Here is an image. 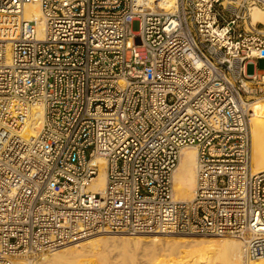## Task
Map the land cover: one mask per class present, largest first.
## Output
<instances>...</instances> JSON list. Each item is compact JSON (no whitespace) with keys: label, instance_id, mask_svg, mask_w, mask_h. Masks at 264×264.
<instances>
[{"label":"built area","instance_id":"built-area-1","mask_svg":"<svg viewBox=\"0 0 264 264\" xmlns=\"http://www.w3.org/2000/svg\"><path fill=\"white\" fill-rule=\"evenodd\" d=\"M33 2L42 36L24 18ZM254 8L264 0H0V264L99 232L238 234L247 259L264 256L250 129L264 69L246 73L264 59ZM25 105L43 110L31 138ZM188 146L194 195L174 200Z\"/></svg>","mask_w":264,"mask_h":264},{"label":"bare ground","instance_id":"bare-ground-1","mask_svg":"<svg viewBox=\"0 0 264 264\" xmlns=\"http://www.w3.org/2000/svg\"><path fill=\"white\" fill-rule=\"evenodd\" d=\"M170 1L173 2V0ZM151 8L154 10H162V11H166L168 9L167 7H164L162 4H157L156 6L152 5ZM250 16H251V22L253 24L255 22L264 23L263 9L260 8L252 9V11L250 12ZM24 18H33L34 20H36L38 23L39 36L43 35L42 33L43 17L39 3L33 2L26 4L24 7ZM24 108L26 109L28 116V121L24 129V137L31 138L32 136H35L40 129L42 123V117H43V110L42 107L38 105L35 106L25 105ZM250 111H251L250 129H251V160H252L251 166H252V172L256 173L264 170V100L263 99L255 100L251 104ZM253 145H255V149H256V155L254 159H253ZM196 158H197V152L195 146H188L180 149L178 164L172 175L174 200H191L193 198L195 185H196V165H197ZM93 162L99 163L98 165L99 170L96 176L94 177V179L92 180V182L89 184V189L92 190L93 192L99 193L105 187V182H106L105 165L102 159H96L93 160ZM235 237H240L242 241L240 240V238L236 240V239H227L225 237H216L213 239L202 238V237L200 238L197 237L193 239H189L186 237L184 238L169 237L165 240H160L158 238L157 239L148 238V240H145L146 242L143 241L144 242L143 243L141 240H139V238L137 239V237L133 239L126 237L117 238L114 236L92 237V238L84 239L82 241L75 242L72 245H68L64 249L52 251L51 253L42 254L39 258L37 259L35 258L36 261H34V263L32 262V264H42V263L72 264L71 262L72 258L81 256L82 254L84 255L85 253L91 254V258L97 257V260L95 258L96 261H98V258H100V260H104V257L106 256L103 254V252L105 253L106 251L108 254H110V252H114V249L119 247H121L122 249L121 252V254L123 255L122 264L128 263L125 257H128L131 260L130 263H133L134 261L132 260L133 259L132 256H134V251L136 250L138 245L151 247L154 256L156 254L157 257L159 256L160 258H162L160 261L157 260L160 263L163 262L162 264H186L187 259H189V257L193 252L196 253L195 256L193 255L192 257L194 261L192 259L191 260L193 262L189 261L190 259L188 260V262H191V264H219V262L217 261H219L221 257L223 258L224 256H225L224 257L225 262H223L224 264H264V256L252 260L247 259L245 257V242H244L245 238L238 234H236ZM130 243L133 245L132 247H130L132 248V250L128 248V246H130ZM155 250L156 251L160 250V252L164 251V253L165 251L168 252L167 254L163 255L162 252H161L162 254L155 253ZM152 253L151 255H153ZM86 258L89 259L90 256ZM217 258H219V260ZM68 260H70V262ZM28 261H29L28 259L26 260L19 259L16 261V264H27ZM124 261H126L127 263H124Z\"/></svg>","mask_w":264,"mask_h":264},{"label":"rangeland","instance_id":"rangeland-1","mask_svg":"<svg viewBox=\"0 0 264 264\" xmlns=\"http://www.w3.org/2000/svg\"><path fill=\"white\" fill-rule=\"evenodd\" d=\"M252 11V10H251ZM251 17V16H250ZM257 22H255L254 24H256ZM260 23V22H259ZM262 28H263V30H264V25L263 26H261ZM255 69H260V70H262V69H264V59H259V60H255V59H251V60H249L248 62H247V64H246V73H248V74H252L254 71H255ZM261 99H263L264 100V98H261ZM254 144V143H253ZM255 155H256V149H255V145H253V159H254V157H255ZM251 163H252V160H251ZM101 164V163H100ZM99 165V164H98ZM254 166V165H253ZM256 171V170H255ZM235 235L236 234H210V235H197V234H160V233H157V234H126V233H116V232H99V233H95V234H92V235H90V236H88L87 238H92V237H103V236H114V237H117V238H124V237H126V238H135V237H137V239L139 238V240H141L142 242L143 241H145V240H148V238H152V239H160V240H165V239H167V238H169V237H182V238H184V237H186V238H189V239H193V238H200V237H202V238H209V239H213V238H216V237H225V238H227V239H239L240 237H235ZM87 238H83V239H79V240H76V241H74V242H70V243H67V244H64V245H61V246H59V247H56V248H53V249H50V250H45V251H42V252H40V253H38L37 255H35V256H31V257H29L28 258V262H27V264H32V262L34 263V261H36L35 260V258L37 259V258H39L42 254H45V253H51L52 251H56V250H61V249H64L65 247H67L68 245H72L73 243H75V242H78V241H82V240H84V239H87ZM240 240L242 241V239L240 238ZM146 242V241H145ZM144 243V242H143ZM133 245L130 243V246H128V248H130V247H132ZM142 246V245H141ZM140 245H138V247L136 248V250L134 251V256H132L133 257V263H130V259L128 258V257H125L127 260L126 261H128V263L126 262V261H124V263H127V264H149V261H150V264H162L163 262H158V261H160L162 258H160L159 256V258L157 257V255L155 254V256H154V254L152 253V250H151V247H148V246H142L141 247ZM141 247V248H140ZM145 249H144V248ZM131 250H132V248H130ZM143 250V251H142ZM149 250V251H148ZM158 251V252H157ZM155 250V253H160V254H162L163 253V255L164 254H167V252L168 251H165V253H164V251H161L160 252V250ZM120 252V253H119ZM121 252H122V249H121V247H119V248H116V249H114V252H110V254H108L106 251H105V253L103 252V254L106 256V257H104V260H100V258H98V261H96L97 260V257H95L96 258V260H95V258L94 257H92V258H94V259H92L91 258V254H89V253H85L84 255L82 254L81 256H78L79 257V259H78V257H74V258H72L71 259V262H72V264H122V260H123V255L121 254ZM133 252V251H132ZM147 252V253H146ZM149 252V253H148ZM200 252V251H199ZM112 253V254H111ZM144 253V254H143ZM151 253L153 254V255H151ZM194 253V254H193ZM192 254H191V258L189 257V259H187V263L186 264H191V262H193L194 261V259L192 258L193 257V255L195 256V252H193ZM198 253V252H197ZM102 254V255H103ZM107 254H108V256H107ZM87 255H89L90 256V258L88 259V258H86V257H89V256H87ZM103 255V256H104ZM122 255V256H121ZM144 255V256H143ZM151 255V256H150ZM111 256V257H110ZM143 256V257H142ZM148 257V259H147V257ZM115 257V258H114ZM150 257H151V259H150ZM156 257V258H155ZM221 257V256H220ZM225 257V256H224ZM222 258L221 257V259L219 260V258H217L219 261H217V262H219V264H224L223 262H225V258ZM77 258V259H76ZM80 258H82V259H80ZM106 258V259H105ZM86 259V260H85ZM121 259V260H120ZM156 259V260H155ZM193 261H192V260ZM89 260V261H88ZM119 260V261H118ZM139 260V261H138ZM148 260V261H147ZM158 260V261H157ZM188 260L189 261H191V262H188ZM69 262H70V260H68ZM100 261V262H99ZM138 261V262H137ZM92 262V263H91ZM99 262V263H98ZM110 262H112V263H110ZM153 262V263H152ZM43 264V263H42ZM71 264V263H70Z\"/></svg>","mask_w":264,"mask_h":264}]
</instances>
